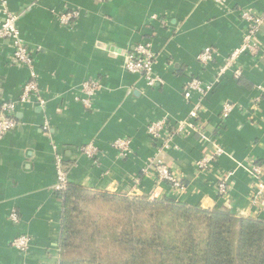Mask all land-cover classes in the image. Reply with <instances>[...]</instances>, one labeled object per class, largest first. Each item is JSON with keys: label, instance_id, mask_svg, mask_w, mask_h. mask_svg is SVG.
Listing matches in <instances>:
<instances>
[{"label": "crops", "instance_id": "obj_1", "mask_svg": "<svg viewBox=\"0 0 264 264\" xmlns=\"http://www.w3.org/2000/svg\"><path fill=\"white\" fill-rule=\"evenodd\" d=\"M20 14L19 29L39 75L38 102L22 106L19 127L0 143V264H58L63 204L55 191L57 156H62L71 184L92 192L170 198L190 206L264 218L252 206L251 167L264 166V28L262 53L244 56L240 81L229 73L205 101L204 134L174 139L173 149L159 155L186 184L183 192L157 185L144 174L157 157L148 126L170 117H188L184 88L192 77L212 83L218 69L243 41L247 24L241 13L264 11V0H0ZM80 10L72 26L58 14ZM150 43L158 55L155 72L163 84L149 87L124 69L125 56L136 45ZM211 47L216 59L204 68L200 53ZM13 48L0 40V107L18 100L30 71L13 63ZM99 82L92 109L77 98L82 85ZM225 104L234 107L223 122ZM121 138L132 141L123 158L112 147ZM94 144L91 159L81 148ZM226 155L211 173H199L195 163L215 154ZM220 173H231L230 194L217 195ZM137 180V182H136ZM20 218L13 223L10 214ZM21 235L32 238L22 253L12 247Z\"/></svg>", "mask_w": 264, "mask_h": 264}, {"label": "trees", "instance_id": "obj_2", "mask_svg": "<svg viewBox=\"0 0 264 264\" xmlns=\"http://www.w3.org/2000/svg\"><path fill=\"white\" fill-rule=\"evenodd\" d=\"M58 196V264H264V218L71 183Z\"/></svg>", "mask_w": 264, "mask_h": 264}, {"label": "built area", "instance_id": "obj_3", "mask_svg": "<svg viewBox=\"0 0 264 264\" xmlns=\"http://www.w3.org/2000/svg\"><path fill=\"white\" fill-rule=\"evenodd\" d=\"M105 3L109 0H99ZM219 5H224L226 0H214ZM242 19L247 24L242 44L235 49L218 69L216 77L212 83L205 82L202 78L192 77L187 81L184 88L185 102L191 106L188 117L184 120L173 121L170 117L153 121L148 126V133L157 149V157L153 159L144 174H153L157 185L167 184L172 189L183 192L186 184L181 176L175 173L171 167L159 159V155L165 151L173 149L174 139L180 136H190L195 132L204 134L202 130L205 112V101L230 73L235 80H240L244 75V68L240 62L244 56L258 57L262 52L259 42V35L264 28V11L253 13L244 11L241 13ZM81 16L80 10L69 9L58 14L60 22L64 26H72ZM20 14L10 12L6 3L0 7V40H7L13 48V63L26 68L30 71V79L23 87L21 96L18 100L3 102L0 107V143L12 131L19 127L16 120V114L22 106L38 102L41 106H46L47 101L41 96L39 75L35 69V62L31 51L29 50L21 31L19 29ZM216 52L213 48H205L199 55L198 61L204 67L208 68L214 63ZM158 63V55L153 49L152 44L143 43L136 45L135 48L125 56L124 69L131 74L142 78L146 84L153 88L163 84L162 78L156 74L155 66ZM99 82L90 81L82 85L81 96L77 98L87 109H92L94 100L99 90ZM234 107L225 104L222 119L226 122ZM132 141L128 138H121L113 142L112 147L123 158L130 156ZM83 155L93 159L98 154V148L94 144H88L81 148ZM226 155L223 147L216 145L215 154L205 156L195 163V168L199 173H211L218 166V161ZM57 184L55 191L60 193L64 191L70 183L68 171L64 166L62 156H57ZM231 173H220L218 177L217 195L219 198H227L230 194L229 178ZM252 193L250 196L251 204L255 207L257 213L264 214V166L253 164L251 167ZM137 182V180H136ZM152 200H158L154 195ZM13 223H18L20 218L16 211L10 214ZM32 238L26 235L16 237L12 242V247L22 253H26L31 248Z\"/></svg>", "mask_w": 264, "mask_h": 264}, {"label": "rangeland", "instance_id": "obj_4", "mask_svg": "<svg viewBox=\"0 0 264 264\" xmlns=\"http://www.w3.org/2000/svg\"><path fill=\"white\" fill-rule=\"evenodd\" d=\"M90 210L94 216H96V214H98L99 212H104L105 214L109 213V210L100 204H95Z\"/></svg>", "mask_w": 264, "mask_h": 264}]
</instances>
